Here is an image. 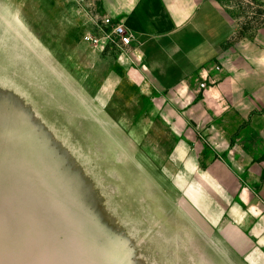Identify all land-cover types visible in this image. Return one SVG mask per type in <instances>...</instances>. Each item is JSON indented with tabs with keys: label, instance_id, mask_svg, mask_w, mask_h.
Instances as JSON below:
<instances>
[{
	"label": "rangeland",
	"instance_id": "rangeland-1",
	"mask_svg": "<svg viewBox=\"0 0 264 264\" xmlns=\"http://www.w3.org/2000/svg\"><path fill=\"white\" fill-rule=\"evenodd\" d=\"M98 1L0 0L4 264H264V194L250 185L259 207H233L237 180L206 172L204 113L189 121L174 96L163 107L121 50L90 40ZM216 1L229 54L264 76V0Z\"/></svg>",
	"mask_w": 264,
	"mask_h": 264
},
{
	"label": "crops",
	"instance_id": "crops-1",
	"mask_svg": "<svg viewBox=\"0 0 264 264\" xmlns=\"http://www.w3.org/2000/svg\"><path fill=\"white\" fill-rule=\"evenodd\" d=\"M97 7L133 35V45L122 51L123 62L119 63L126 77L150 82L158 96L164 97L163 107L171 96L183 103L180 108L190 105L189 121L201 123L206 117L211 139L205 153L209 162L206 172H226L234 177L238 185L232 205L251 213L262 200L253 196L248 186L264 194V76H256V71L246 76L240 58L229 54L235 28L219 3L99 0ZM246 77H253L251 85L244 84ZM171 107L181 122L178 114L182 111ZM254 114L260 118V128L253 120L248 127V118ZM188 123L184 120L177 128H186ZM261 226L264 229V223Z\"/></svg>",
	"mask_w": 264,
	"mask_h": 264
},
{
	"label": "built area",
	"instance_id": "built-area-1",
	"mask_svg": "<svg viewBox=\"0 0 264 264\" xmlns=\"http://www.w3.org/2000/svg\"><path fill=\"white\" fill-rule=\"evenodd\" d=\"M95 26L94 34L90 36V40L101 51L109 48L123 51L133 45L131 31L112 16L103 14Z\"/></svg>",
	"mask_w": 264,
	"mask_h": 264
},
{
	"label": "water",
	"instance_id": "water-1",
	"mask_svg": "<svg viewBox=\"0 0 264 264\" xmlns=\"http://www.w3.org/2000/svg\"><path fill=\"white\" fill-rule=\"evenodd\" d=\"M0 252H1L0 253V264H4L5 263V257H4V250L2 249V247L0 249ZM1 255H3V256H1ZM22 262H23L22 264H34V262H32V260H30V259H26Z\"/></svg>",
	"mask_w": 264,
	"mask_h": 264
}]
</instances>
